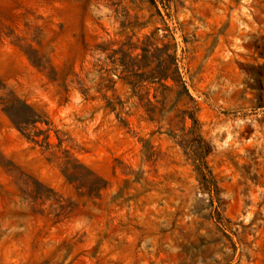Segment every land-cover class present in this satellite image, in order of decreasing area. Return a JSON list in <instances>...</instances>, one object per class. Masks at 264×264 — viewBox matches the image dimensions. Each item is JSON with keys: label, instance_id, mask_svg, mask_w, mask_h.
I'll list each match as a JSON object with an SVG mask.
<instances>
[{"label": "rangeland", "instance_id": "1", "mask_svg": "<svg viewBox=\"0 0 264 264\" xmlns=\"http://www.w3.org/2000/svg\"><path fill=\"white\" fill-rule=\"evenodd\" d=\"M0 98V264H264V0H0Z\"/></svg>", "mask_w": 264, "mask_h": 264}, {"label": "trees", "instance_id": "2", "mask_svg": "<svg viewBox=\"0 0 264 264\" xmlns=\"http://www.w3.org/2000/svg\"><path fill=\"white\" fill-rule=\"evenodd\" d=\"M148 39H150V37L148 38ZM107 46L108 47H102V48H104V49H107V50H109L110 48H109V44H107ZM173 47H175V45L173 46ZM155 49V50H157V49H159L157 46H155V43L154 42H152V43H149L148 41H146V42H144V45H143V47H142V49H143V57H146V58H148V53L150 52V50L151 49ZM164 49H166L165 48V46H164ZM118 52H123L122 51V49L121 50H118V49H113L112 50V54H110L111 56H112V58L114 57V55H116ZM126 57H131V51H126V54L124 55V58H126ZM115 59V58H114ZM172 59H173V62H172V67L170 66V67H168V69H152V70H150V74H151V76L153 77V76H157L158 77V83H161V82H159V81H161L163 78H172L173 80H175L176 82H180L181 84H182V87H183V89L186 91V87H185V85H184V83H183V81H182V77H181V75H180V73H179V69H178V66H177V63H176V58L174 57V56H172ZM124 60L125 59H121V61H123L124 62ZM146 66H150V65H146ZM128 71V70H127ZM133 71V70H132ZM138 76V75H137ZM150 76V77H151ZM126 79V78H128V77H123V79ZM130 83V82H129ZM140 85V81H138V82H136V83H134L133 84V87L134 88H136V87H138ZM162 86H165V85H163V84H161ZM165 88H167V86L165 87ZM170 90H172V88H169ZM83 94L84 95H87L88 96V92H89V90L88 89H84L83 91ZM0 99H2L3 101V105H4V110H5V112H7V114L9 115V117L11 118V120L13 121V123L15 124V125H17V127H22V126H25L26 124H27V121H20V120H18V119H16V117H14V115H13V113H12V110H14V102L12 103H10L8 100H5V99H3V98H0ZM148 104L149 105H152V103L150 102V101H148ZM24 106H27V107H29L27 104H25L24 103ZM107 106L109 107V106H111V108L112 109H115V104H113V102L109 99V100H107ZM149 111L150 112H154V109H149Z\"/></svg>", "mask_w": 264, "mask_h": 264}]
</instances>
